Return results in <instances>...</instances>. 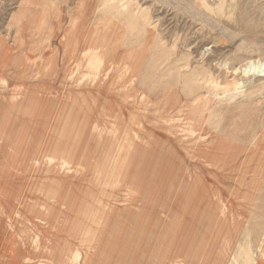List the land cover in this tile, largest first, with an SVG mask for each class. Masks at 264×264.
I'll use <instances>...</instances> for the list:
<instances>
[{
	"label": "rangeland",
	"instance_id": "rangeland-1",
	"mask_svg": "<svg viewBox=\"0 0 264 264\" xmlns=\"http://www.w3.org/2000/svg\"><path fill=\"white\" fill-rule=\"evenodd\" d=\"M262 240L264 0H0V264Z\"/></svg>",
	"mask_w": 264,
	"mask_h": 264
},
{
	"label": "crops",
	"instance_id": "crops-1",
	"mask_svg": "<svg viewBox=\"0 0 264 264\" xmlns=\"http://www.w3.org/2000/svg\"><path fill=\"white\" fill-rule=\"evenodd\" d=\"M253 243V241H252ZM259 247H256L252 244V246L250 247V252H251V256H252V260H253V264H264V241L262 240V242L259 244ZM139 251L138 255H145L144 258H138V261H133V262H125L124 264H179L177 262H157L156 259L157 258V254H163L162 252V248H158V247H153L150 248V251H147V247H139L138 248ZM144 251V252H143ZM146 255H152V256H156V258L154 257L155 261H152V259H148L146 258ZM171 260H173V258H171Z\"/></svg>",
	"mask_w": 264,
	"mask_h": 264
},
{
	"label": "bare ground",
	"instance_id": "bare-ground-1",
	"mask_svg": "<svg viewBox=\"0 0 264 264\" xmlns=\"http://www.w3.org/2000/svg\"><path fill=\"white\" fill-rule=\"evenodd\" d=\"M210 9V8H209ZM124 21V20H123ZM237 258L235 259V264H236Z\"/></svg>",
	"mask_w": 264,
	"mask_h": 264
}]
</instances>
